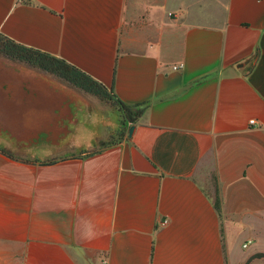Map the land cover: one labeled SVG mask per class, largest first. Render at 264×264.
Instances as JSON below:
<instances>
[{
  "label": "crops",
  "instance_id": "1",
  "mask_svg": "<svg viewBox=\"0 0 264 264\" xmlns=\"http://www.w3.org/2000/svg\"><path fill=\"white\" fill-rule=\"evenodd\" d=\"M0 33L146 103L95 148L99 98L0 54V264L264 258V0H0Z\"/></svg>",
  "mask_w": 264,
  "mask_h": 264
},
{
  "label": "trees",
  "instance_id": "2",
  "mask_svg": "<svg viewBox=\"0 0 264 264\" xmlns=\"http://www.w3.org/2000/svg\"><path fill=\"white\" fill-rule=\"evenodd\" d=\"M0 54L13 61L25 63L58 77L103 101L108 103L113 102L119 106L120 111L127 117L130 127L138 120L144 111L145 107L140 109V106H146L144 102L134 104L133 106L125 104L120 99L115 98L105 85L95 80L75 65L50 53L20 44L2 33H0ZM133 108H138L139 110L133 111ZM0 150L10 154L4 148L0 147ZM215 206L218 210L220 209V199L218 196L215 200ZM258 256L262 257L264 254H259Z\"/></svg>",
  "mask_w": 264,
  "mask_h": 264
},
{
  "label": "rangeland",
  "instance_id": "3",
  "mask_svg": "<svg viewBox=\"0 0 264 264\" xmlns=\"http://www.w3.org/2000/svg\"><path fill=\"white\" fill-rule=\"evenodd\" d=\"M97 115L98 121H93L90 124V135L87 137H94L95 133V148L103 147L107 144L119 141L128 132L130 126L127 117L120 111L119 106L113 102H106L101 99L97 101ZM133 111L139 110L133 108ZM86 136V134L84 135ZM86 137V138H87ZM254 245L250 246L249 251L253 250ZM250 264V263H247ZM252 264V263H251ZM255 264H264V258Z\"/></svg>",
  "mask_w": 264,
  "mask_h": 264
},
{
  "label": "water",
  "instance_id": "4",
  "mask_svg": "<svg viewBox=\"0 0 264 264\" xmlns=\"http://www.w3.org/2000/svg\"><path fill=\"white\" fill-rule=\"evenodd\" d=\"M241 65V64H240ZM133 129H134V126H131V128H130V132H129V135L131 136L132 135V133H133Z\"/></svg>",
  "mask_w": 264,
  "mask_h": 264
},
{
  "label": "built area",
  "instance_id": "5",
  "mask_svg": "<svg viewBox=\"0 0 264 264\" xmlns=\"http://www.w3.org/2000/svg\"><path fill=\"white\" fill-rule=\"evenodd\" d=\"M183 66V64H180V65H178V66H175L176 68H179V67H182ZM255 122V120H251V123H254Z\"/></svg>",
  "mask_w": 264,
  "mask_h": 264
}]
</instances>
